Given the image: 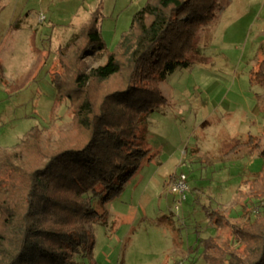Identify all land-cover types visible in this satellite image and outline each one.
<instances>
[{"label":"rangeland","instance_id":"1","mask_svg":"<svg viewBox=\"0 0 264 264\" xmlns=\"http://www.w3.org/2000/svg\"><path fill=\"white\" fill-rule=\"evenodd\" d=\"M145 1L0 0V148H11L32 126L42 128L44 141L53 145L66 134L84 138L73 104L54 99L55 49L97 7L101 37L113 49ZM214 13L199 28L189 64L159 84L166 102L138 130L147 157L118 195L92 199L105 223L89 225L92 254L78 264H174L186 259L199 237L228 242L229 229L213 224L212 213L241 218L242 181L254 177L263 161L264 0H217ZM84 60L89 69L103 56ZM95 90L98 95L105 87ZM250 136L255 147L243 145ZM31 151L20 159H31ZM180 173L189 191L176 209L169 185ZM201 256L194 264H207Z\"/></svg>","mask_w":264,"mask_h":264},{"label":"trees","instance_id":"2","mask_svg":"<svg viewBox=\"0 0 264 264\" xmlns=\"http://www.w3.org/2000/svg\"><path fill=\"white\" fill-rule=\"evenodd\" d=\"M215 8L217 0H146L108 50L97 7L58 45L50 73L54 99L73 104L84 138L66 134L53 145L44 141L42 128L32 126L11 148H0V264H78L91 256L89 225L105 223L92 199L118 195L147 157L138 130L166 102L160 82L189 64L199 28L213 19ZM100 55L103 61L88 69L84 59ZM100 84L105 90L94 95ZM28 150L31 159L21 160ZM260 155V170L242 181L241 218L212 213L213 224L229 229L228 242L198 236L186 259L174 264H194L200 254L207 264H264V148Z\"/></svg>","mask_w":264,"mask_h":264},{"label":"built area","instance_id":"3","mask_svg":"<svg viewBox=\"0 0 264 264\" xmlns=\"http://www.w3.org/2000/svg\"><path fill=\"white\" fill-rule=\"evenodd\" d=\"M44 20V16H40V21ZM170 192L177 196L175 208H178V204L186 199L187 192L189 191V186L186 181V176L183 173H180L176 178L171 181Z\"/></svg>","mask_w":264,"mask_h":264},{"label":"crops","instance_id":"4","mask_svg":"<svg viewBox=\"0 0 264 264\" xmlns=\"http://www.w3.org/2000/svg\"><path fill=\"white\" fill-rule=\"evenodd\" d=\"M44 19H45V18H44ZM196 244H197V241H196L193 245H189L188 248H189V247H194V246H196ZM188 248H187V249H188ZM186 253H187V250H186ZM186 256H187V254H186Z\"/></svg>","mask_w":264,"mask_h":264}]
</instances>
